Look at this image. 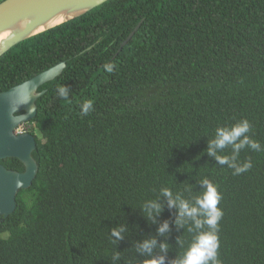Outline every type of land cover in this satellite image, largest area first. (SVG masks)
Masks as SVG:
<instances>
[{
  "label": "trees",
  "instance_id": "trees-1",
  "mask_svg": "<svg viewBox=\"0 0 264 264\" xmlns=\"http://www.w3.org/2000/svg\"><path fill=\"white\" fill-rule=\"evenodd\" d=\"M62 61L23 124L39 170L0 215V264H141L136 246L151 236L169 243L171 264L193 233L159 190L192 198L205 178L221 194L220 264H264V0H108L0 56V92ZM241 119L261 147L241 149L252 166L234 175L206 150L217 126ZM1 163L25 170L15 157ZM157 197L165 208L152 223L141 204Z\"/></svg>",
  "mask_w": 264,
  "mask_h": 264
},
{
  "label": "water",
  "instance_id": "water-1",
  "mask_svg": "<svg viewBox=\"0 0 264 264\" xmlns=\"http://www.w3.org/2000/svg\"><path fill=\"white\" fill-rule=\"evenodd\" d=\"M108 0H3L0 2V56L13 46L50 28L85 14ZM61 22L52 23L57 18ZM138 25L124 42L125 45ZM62 61L8 90L0 92V215L9 216L16 208L21 189H27L37 176L39 166L33 157L36 137L16 129L37 114V99L45 92L39 87L60 76ZM18 158L25 166L20 172L6 168L1 160Z\"/></svg>",
  "mask_w": 264,
  "mask_h": 264
},
{
  "label": "clouds",
  "instance_id": "clouds-1",
  "mask_svg": "<svg viewBox=\"0 0 264 264\" xmlns=\"http://www.w3.org/2000/svg\"><path fill=\"white\" fill-rule=\"evenodd\" d=\"M107 72H112L114 66L110 63L104 65ZM71 89L66 85L57 88V95L62 99L69 98ZM81 114L87 115L93 108L91 100L84 101L81 105ZM251 124L247 119H241L228 126H217L215 134L209 140L207 152L214 156L220 165H227L234 170L233 174H240L247 171L252 165L251 161L238 162V155L241 149L250 147L259 150V142L250 138ZM231 147L230 155H221L226 148ZM218 150H220L218 152ZM201 193L192 198H185L181 193H174L168 187H161L159 195L167 199V207L175 208L177 216L175 223L178 227L187 225V231L193 233L192 240L188 247L178 254L171 264H220L218 258L220 240L218 225L223 216V210L219 207L221 194L215 184L208 179H202ZM143 214L147 219L155 223L157 217L164 211L165 205L159 197L149 199L141 204ZM170 229V224L165 220L160 224L158 233L164 235ZM127 231L126 225L115 227L111 231L113 243L123 239ZM177 242L182 245V241L177 238ZM159 249L161 254H156ZM170 245L167 241H158L156 236H151L138 243L136 250L144 256L141 264H168L167 252ZM119 253H117V259Z\"/></svg>",
  "mask_w": 264,
  "mask_h": 264
},
{
  "label": "built area",
  "instance_id": "built-area-1",
  "mask_svg": "<svg viewBox=\"0 0 264 264\" xmlns=\"http://www.w3.org/2000/svg\"><path fill=\"white\" fill-rule=\"evenodd\" d=\"M26 132L24 125H20L17 129H16V133H24Z\"/></svg>",
  "mask_w": 264,
  "mask_h": 264
},
{
  "label": "bare ground",
  "instance_id": "bare-ground-1",
  "mask_svg": "<svg viewBox=\"0 0 264 264\" xmlns=\"http://www.w3.org/2000/svg\"><path fill=\"white\" fill-rule=\"evenodd\" d=\"M63 19H64V18L59 17V18H57L56 20L52 21V23H58V22H61ZM5 35H6L5 33L1 34V35H0V38H2V36H5Z\"/></svg>",
  "mask_w": 264,
  "mask_h": 264
}]
</instances>
